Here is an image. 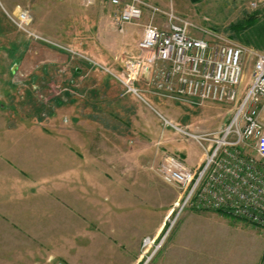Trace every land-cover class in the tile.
Masks as SVG:
<instances>
[{
	"label": "rangeland",
	"instance_id": "rangeland-1",
	"mask_svg": "<svg viewBox=\"0 0 264 264\" xmlns=\"http://www.w3.org/2000/svg\"><path fill=\"white\" fill-rule=\"evenodd\" d=\"M145 1L163 10L172 9L188 19L195 27L196 37L210 41L222 38L247 48L264 50L247 42L250 40L256 43L264 32V3L254 7L253 3L257 0ZM20 6L31 9L33 13L34 23L31 30L50 41L53 40L47 37L48 34H90V30L86 29L90 21L94 22V41L101 43L105 40V35L112 33L104 31L108 23L100 25L95 21L97 15L103 13L97 4L86 8L82 0H0V31H3V35L0 34V127H48L49 124H54V121L50 120V113H53L51 101L54 97L71 93V89L64 86L38 87L39 82L36 80L32 85L31 78L25 72L12 66V60L15 58L10 57L11 53L7 52L12 46L9 40H24L21 41L26 44L24 47L27 50V43L36 41L18 31L6 16V12L12 13ZM105 15L111 16L107 11ZM251 17L256 18V21L249 20ZM105 19L109 22L107 16ZM149 22V16H145L137 24L126 25L127 33L120 35L125 36V45L131 50L121 53L120 60L115 63L107 57H104V63H94L88 59L93 65L88 72H83L79 79L84 82L111 78L118 82L111 74L121 75L120 69L122 70L127 57L137 54L133 46ZM237 24H244L240 33L234 29ZM114 47L116 49V46ZM95 48L98 50L97 46ZM119 53V50H115L113 59L119 56ZM79 54L74 57L85 59ZM246 60L245 87L250 83L254 66L253 59L247 57ZM11 68L16 71L9 75L7 69ZM66 73L65 69H61V75ZM6 76L9 85L4 82ZM139 86L143 87L142 84ZM83 88L79 86L78 90H84ZM135 97L142 104L143 115L154 124V130L157 132L146 142L142 161L135 168L122 170L120 178L102 174L100 168L95 169L92 183L94 190L89 189L91 185L84 183L83 177V183H79V187H87L93 192L94 198L74 199L79 207L64 200L37 202L35 206L40 214L35 220L38 218L39 224L36 230L31 228L27 243H22L27 247L15 249V262L12 263L10 259H1V262L143 264L145 259L152 257L151 264L260 263L264 251L263 232L221 212L196 211L188 207L179 213L181 192L165 184L150 169L151 164L157 162L164 154H183L189 166L203 157L204 150L197 142L191 138L187 139L173 127H165L163 118L173 122L175 126L188 129L191 133L214 131L228 122L230 105L198 106L156 96L151 92L143 93V99ZM62 98L65 107L61 109L62 118L55 123L57 129L70 126L66 117L70 112V99L69 96ZM79 154L84 155L82 152ZM82 158L84 162L88 161L84 156ZM80 191L78 195L82 194ZM146 238H151L155 243L143 247ZM143 256L145 258L141 261Z\"/></svg>",
	"mask_w": 264,
	"mask_h": 264
},
{
	"label": "built area",
	"instance_id": "built-area-1",
	"mask_svg": "<svg viewBox=\"0 0 264 264\" xmlns=\"http://www.w3.org/2000/svg\"><path fill=\"white\" fill-rule=\"evenodd\" d=\"M96 3L97 0H82L86 8ZM109 3L118 8L114 22L121 33L126 25L137 24L145 16L150 19L137 43V54L127 57L121 75L111 74L127 94L143 99V93L151 92L181 103L231 107L228 122L214 131L191 133L163 118L165 127H173L204 150L197 169L175 154H164L151 164L158 178L181 192L179 213L188 207L221 212L264 233V50L222 38L210 41L196 37L188 19L145 0ZM262 3L264 0H257L253 6ZM6 16L29 38L55 45L31 30V9L18 7L12 13L6 12ZM247 57L254 60V66L245 87ZM154 243L146 238L143 247ZM151 258L143 264H151ZM259 264H264V251Z\"/></svg>",
	"mask_w": 264,
	"mask_h": 264
},
{
	"label": "crops",
	"instance_id": "crops-1",
	"mask_svg": "<svg viewBox=\"0 0 264 264\" xmlns=\"http://www.w3.org/2000/svg\"><path fill=\"white\" fill-rule=\"evenodd\" d=\"M96 4L103 13L98 14L95 21L100 25L108 23L104 31L112 33L105 35L101 43L94 41V22L91 21L86 28L91 33L84 36L81 32L48 34L47 37L55 45L32 41L27 43V50L24 47L26 44L22 43L24 40H9L12 46L11 51L7 52L15 58L12 66L25 72L31 78L32 85L36 80L38 87L64 86L71 89V93L64 94L70 99V112L66 116L70 126L58 129L55 126L63 116V95L51 101L53 113H50V120L54 124L43 128L0 127V264H4L1 259L15 262V249L27 247L22 243H27L30 230H36L39 224L38 218L35 220L40 214L35 206L37 202L64 200L79 207L74 199L94 198L91 190H94L95 169L100 168L102 174L120 178L122 170L135 168L142 161L146 142L152 138V134L157 133L154 124L143 115L140 100L133 94H127L116 80L105 78L83 82L79 79L83 72H88L92 67L88 59L94 63H104V57H107L115 63L124 52L131 50L125 45V36L120 35L126 34V30L121 33L115 26L118 8L109 5V0H98ZM104 10L111 16L105 15ZM0 34L3 35V31ZM137 43L133 46L135 52ZM115 50L120 53L113 59ZM72 53H80L85 59H76ZM14 68L7 69V73L14 74ZM61 69L67 73L61 75ZM8 80L6 76L4 82L7 85ZM79 86H83L84 90H78ZM82 156L88 161L84 162ZM178 156L185 161L183 154ZM202 161L203 157L190 167L197 169ZM83 177L84 183L91 185L90 191L87 187H79ZM80 190L82 194L78 195Z\"/></svg>",
	"mask_w": 264,
	"mask_h": 264
},
{
	"label": "trees",
	"instance_id": "trees-1",
	"mask_svg": "<svg viewBox=\"0 0 264 264\" xmlns=\"http://www.w3.org/2000/svg\"><path fill=\"white\" fill-rule=\"evenodd\" d=\"M249 20H253L256 21V18L251 17ZM244 24H237L234 26V29L237 31V33H240L241 28H243ZM249 44H254L255 46H257L258 48H263L264 49V32L262 33V35L258 38V41L255 43L254 41H247ZM121 71V69H120Z\"/></svg>",
	"mask_w": 264,
	"mask_h": 264
}]
</instances>
